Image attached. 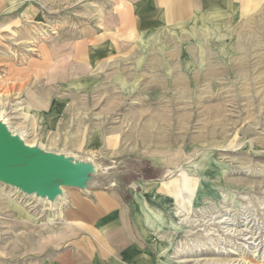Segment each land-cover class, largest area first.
Listing matches in <instances>:
<instances>
[{
  "label": "rangeland",
  "instance_id": "obj_1",
  "mask_svg": "<svg viewBox=\"0 0 264 264\" xmlns=\"http://www.w3.org/2000/svg\"><path fill=\"white\" fill-rule=\"evenodd\" d=\"M31 1L43 12L44 26L31 25L28 37L17 31L2 35L11 46L24 42L21 50L10 48L7 56L12 60L36 59L37 44L57 38L60 29H74L69 17H81L85 5L95 21L92 25L112 16L114 23L108 27L127 23L122 15L130 13L124 10L126 5L117 7L118 0ZM254 8L217 36L212 47L217 67L209 77L201 68L196 82L183 85L178 82L180 68L175 66L166 75L143 62L136 69L140 74L134 77L133 88L109 83L104 85V98L102 88L88 98L82 92L81 101L66 114L59 108L39 114L22 95L0 93V122H10L24 144L82 166L85 181L77 175L79 166L75 177L80 183L62 185L60 199L72 190L88 194L112 190L127 205L135 195V211L137 202L145 200L138 205V218H133L134 234L150 246L157 264H264V2ZM108 9L113 14L107 15ZM180 24L168 23L172 39L163 36L158 43L172 56L168 59L177 62L191 43L188 37L182 39ZM107 36L104 32L99 39ZM138 38L122 40L135 44ZM153 38L139 56L148 59L155 47ZM118 41L114 40L121 47ZM200 52H190V75L193 71L198 75L199 60L205 65L213 61L207 51ZM168 80L175 82L166 85ZM111 84L118 91V106L108 99ZM151 166L163 168V174L146 179L142 171ZM17 189L0 182V264L26 257L24 251L17 258L7 254L14 238L28 231L23 215L50 233L59 225L54 201L38 203L36 198L18 196Z\"/></svg>",
  "mask_w": 264,
  "mask_h": 264
},
{
  "label": "crops",
  "instance_id": "obj_2",
  "mask_svg": "<svg viewBox=\"0 0 264 264\" xmlns=\"http://www.w3.org/2000/svg\"><path fill=\"white\" fill-rule=\"evenodd\" d=\"M262 2L264 0H118L117 7L126 5L128 9L124 10L130 13L122 15V20L127 23L119 22L113 27L107 25L114 23V16L107 20L102 18L100 24L92 25L95 21L85 5L82 9L86 13L80 14L81 17H69L70 25L75 30L66 27L60 29L57 38L37 44L36 59L19 61L13 57L12 60L7 53L14 46L21 50L24 42L11 46L8 39L3 40L2 35L6 33L10 37L17 31L16 35L28 37L29 27L33 24L43 27L45 16L38 4L31 0H0V93L11 95V98L16 94L22 95L39 114L52 108L54 112L59 108L60 113L66 114L73 110L78 100L81 101L82 92L88 98L92 92L102 88L104 91L100 95L104 98V85L109 83H128L133 88V79L140 74L136 69L143 62L144 66L153 65L156 71L159 70L157 72L166 75L175 71L176 66L178 70L181 69L178 82L189 85V82L194 83L200 78L201 68H204L203 76L209 77L211 70L217 67L212 47L224 26L227 29L230 22L236 23L246 13L256 11L254 7ZM109 13L113 14L108 9L106 14ZM177 21L181 22L182 39L188 37L191 42L183 49L184 59L181 62L171 58L164 47L158 46L161 37L172 39L169 34L172 27L167 25ZM127 26H130L131 33ZM96 27L101 29L97 30ZM119 28H122L121 32H118ZM104 32L110 36L99 39ZM123 36L140 38L139 42L133 44L129 40H122ZM141 37L145 46L141 45ZM152 37L155 47L148 59L139 56V51H146L143 49L153 44ZM116 38L121 47L114 42ZM195 40L200 41L199 44L195 45ZM203 50L213 61L205 65V61L201 63V60H197L198 75L195 71L190 75V52L201 53ZM3 73L5 76L2 78ZM174 82L168 80L166 85ZM114 84L107 87L111 90L108 99L118 106L120 98ZM153 168L160 171L158 176L164 172L163 168ZM65 194L66 205L61 199L62 206H57V232L50 233L28 216H22V223L27 224L28 231L14 238L7 254L13 258H17L20 251L27 254L13 264H157L150 246L134 234L133 218H138V205L145 200L137 202L135 211V195L127 205L112 190L95 191L93 194L72 190ZM94 201L97 207L91 208Z\"/></svg>",
  "mask_w": 264,
  "mask_h": 264
},
{
  "label": "water",
  "instance_id": "obj_3",
  "mask_svg": "<svg viewBox=\"0 0 264 264\" xmlns=\"http://www.w3.org/2000/svg\"><path fill=\"white\" fill-rule=\"evenodd\" d=\"M75 165L80 166L63 155L28 146L18 136H11L5 127L0 126L1 183L28 194L36 193L38 196L53 198L61 194L62 185L69 184L68 174L73 172ZM83 172L84 169L80 166L77 175L84 182L85 179L80 176Z\"/></svg>",
  "mask_w": 264,
  "mask_h": 264
},
{
  "label": "bare ground",
  "instance_id": "obj_4",
  "mask_svg": "<svg viewBox=\"0 0 264 264\" xmlns=\"http://www.w3.org/2000/svg\"><path fill=\"white\" fill-rule=\"evenodd\" d=\"M176 7V6H175ZM184 83V82H183ZM221 113V112H220ZM220 113L219 112H217L216 113V115H220ZM164 114V113H163ZM162 116V115H161ZM1 117V116H0ZM184 117V116H183ZM212 117V116H211ZM168 119V118H167ZM156 120H157V118H156ZM163 120V119H162ZM10 123V122H9ZM9 123L7 122V121H5V122H1L0 123V126H3V127H5L7 130H8V132L10 133V135L11 136H16V134L12 131V129H11V127H10V125H9ZM169 123V122H168ZM12 124V123H11ZM141 127V126H140ZM180 127V126H179ZM164 128V127H163ZM163 130V129H162ZM219 130V129H218ZM221 135V134H220ZM140 139V138H139ZM187 139V138H186ZM185 140V139H184ZM189 140V139H188ZM21 141V140H20ZM185 143V142H184ZM192 143V142H191ZM188 144V143H187ZM26 145H28V144H26ZM33 146V145H32ZM149 146V145H148ZM79 165V164H78ZM79 166H77V165H75V167H74V169L72 170L73 172H69V174H68V183L69 184H75V185H77V184H79L80 183V181H79V178H76L75 176V172H76V169L78 168ZM179 167H180V165H179ZM171 172V171H170ZM173 172H175V171H173ZM15 188V187H14ZM16 189V188H15ZM17 192H18V196H20V195H23V196H29L31 199H33V198H36L37 199V202L39 203V201H42V202H45V201H48V203H50V201H54L53 203H56V208H57V206L59 207L60 205H61V203H62V200L56 195L55 197H53V198H51V197H49V196H42V195H40V196H38L36 193H32V194H28L27 192H23L22 190H19V189H17ZM60 195V194H59ZM61 196V195H60ZM66 201V200H65ZM30 202V201H29ZM55 208V209H56ZM22 213H24V212H22ZM24 216V215H23ZM29 217V216H28Z\"/></svg>",
  "mask_w": 264,
  "mask_h": 264
},
{
  "label": "trees",
  "instance_id": "obj_5",
  "mask_svg": "<svg viewBox=\"0 0 264 264\" xmlns=\"http://www.w3.org/2000/svg\"><path fill=\"white\" fill-rule=\"evenodd\" d=\"M160 171H157L155 168L153 167H148L146 169H144L142 171V174L143 176L146 178V179H152V178H157L159 177Z\"/></svg>",
  "mask_w": 264,
  "mask_h": 264
}]
</instances>
